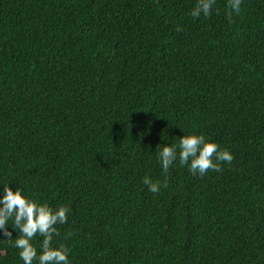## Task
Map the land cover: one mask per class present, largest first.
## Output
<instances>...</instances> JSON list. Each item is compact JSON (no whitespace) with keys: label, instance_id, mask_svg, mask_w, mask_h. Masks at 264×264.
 Returning a JSON list of instances; mask_svg holds the SVG:
<instances>
[{"label":"trees","instance_id":"1","mask_svg":"<svg viewBox=\"0 0 264 264\" xmlns=\"http://www.w3.org/2000/svg\"><path fill=\"white\" fill-rule=\"evenodd\" d=\"M196 2L0 0V196L67 206L69 264H264V0ZM184 134L232 162L164 173Z\"/></svg>","mask_w":264,"mask_h":264},{"label":"clouds","instance_id":"2","mask_svg":"<svg viewBox=\"0 0 264 264\" xmlns=\"http://www.w3.org/2000/svg\"><path fill=\"white\" fill-rule=\"evenodd\" d=\"M215 3L216 0H197L190 14L193 18H198L201 14L208 17ZM241 5L242 0H227L225 14L230 23L233 22V13H240ZM180 30L178 27L177 31ZM157 158L164 173H167L170 166L178 159L181 166H187L192 174L200 176L210 170L222 172L221 164H230L233 160L228 150L220 149L215 142L198 134H184L179 138L178 143L162 146ZM143 184L147 185L152 193L160 191L161 183L153 182L148 176L143 178ZM163 187H167V176ZM68 211L67 206L52 209L47 204L37 203L26 198L19 188L13 191L6 184L3 187V195L0 196V231L9 243L19 250L18 254L23 264H33L34 261L37 264H69V249L63 244L52 246L53 236L59 235L55 226L67 222ZM9 224L18 233L14 239L6 227ZM37 235L43 237L39 254L31 243ZM68 236L70 237L71 233H68Z\"/></svg>","mask_w":264,"mask_h":264}]
</instances>
